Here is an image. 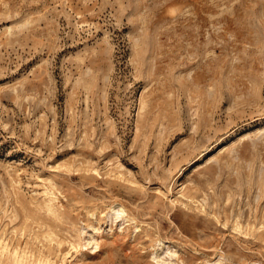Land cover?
Here are the masks:
<instances>
[{"label": "rangeland", "instance_id": "1", "mask_svg": "<svg viewBox=\"0 0 264 264\" xmlns=\"http://www.w3.org/2000/svg\"><path fill=\"white\" fill-rule=\"evenodd\" d=\"M0 264H264V0H0Z\"/></svg>", "mask_w": 264, "mask_h": 264}]
</instances>
